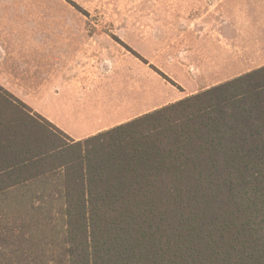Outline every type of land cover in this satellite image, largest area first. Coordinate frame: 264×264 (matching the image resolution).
<instances>
[{
	"label": "trees",
	"instance_id": "1",
	"mask_svg": "<svg viewBox=\"0 0 264 264\" xmlns=\"http://www.w3.org/2000/svg\"><path fill=\"white\" fill-rule=\"evenodd\" d=\"M0 201L67 264H264V66L79 141L0 85Z\"/></svg>",
	"mask_w": 264,
	"mask_h": 264
},
{
	"label": "crops",
	"instance_id": "2",
	"mask_svg": "<svg viewBox=\"0 0 264 264\" xmlns=\"http://www.w3.org/2000/svg\"><path fill=\"white\" fill-rule=\"evenodd\" d=\"M184 3L183 76L174 79L157 68L171 80L164 78L165 92L145 100L141 87L126 92L119 84L108 85L95 77L96 69L105 67L82 65L90 57L77 45L56 38L49 43L47 37L26 50L0 45V85L79 141L264 66V0ZM131 54V61L148 63L140 53Z\"/></svg>",
	"mask_w": 264,
	"mask_h": 264
},
{
	"label": "rangeland",
	"instance_id": "3",
	"mask_svg": "<svg viewBox=\"0 0 264 264\" xmlns=\"http://www.w3.org/2000/svg\"><path fill=\"white\" fill-rule=\"evenodd\" d=\"M185 0H0V45L26 50L39 38L73 42L99 68L96 79L146 98L165 92V79L182 78ZM176 13V17L173 15ZM172 16V17H170ZM131 50L148 63L131 61ZM84 60V59H83ZM81 61V58H80ZM142 78V79H141ZM167 92V90H166ZM60 211L0 201V264H67Z\"/></svg>",
	"mask_w": 264,
	"mask_h": 264
}]
</instances>
